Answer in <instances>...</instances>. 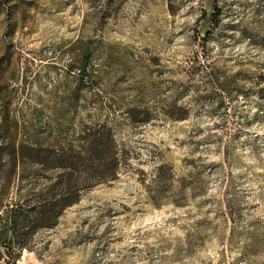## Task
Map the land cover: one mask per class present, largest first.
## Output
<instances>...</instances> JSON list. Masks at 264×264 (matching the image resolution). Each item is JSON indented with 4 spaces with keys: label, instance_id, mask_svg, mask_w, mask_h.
I'll return each instance as SVG.
<instances>
[{
    "label": "rangeland",
    "instance_id": "374dc122",
    "mask_svg": "<svg viewBox=\"0 0 264 264\" xmlns=\"http://www.w3.org/2000/svg\"><path fill=\"white\" fill-rule=\"evenodd\" d=\"M0 264H264V0H0Z\"/></svg>",
    "mask_w": 264,
    "mask_h": 264
},
{
    "label": "trees",
    "instance_id": "16d2710c",
    "mask_svg": "<svg viewBox=\"0 0 264 264\" xmlns=\"http://www.w3.org/2000/svg\"><path fill=\"white\" fill-rule=\"evenodd\" d=\"M1 1H2V0H1ZM212 20H213V19H212ZM215 23H216V19L213 20V24H215Z\"/></svg>",
    "mask_w": 264,
    "mask_h": 264
}]
</instances>
